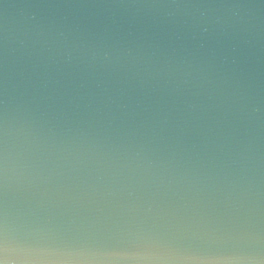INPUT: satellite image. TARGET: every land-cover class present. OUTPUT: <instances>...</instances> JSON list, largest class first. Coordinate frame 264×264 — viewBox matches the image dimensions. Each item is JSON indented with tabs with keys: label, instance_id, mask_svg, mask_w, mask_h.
Instances as JSON below:
<instances>
[{
	"label": "clouds",
	"instance_id": "1",
	"mask_svg": "<svg viewBox=\"0 0 264 264\" xmlns=\"http://www.w3.org/2000/svg\"><path fill=\"white\" fill-rule=\"evenodd\" d=\"M0 264H264V0H0Z\"/></svg>",
	"mask_w": 264,
	"mask_h": 264
}]
</instances>
